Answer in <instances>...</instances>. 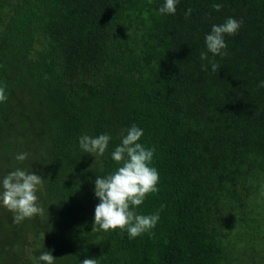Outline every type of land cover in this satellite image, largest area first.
Instances as JSON below:
<instances>
[{
  "label": "trees",
  "instance_id": "16d2710c",
  "mask_svg": "<svg viewBox=\"0 0 264 264\" xmlns=\"http://www.w3.org/2000/svg\"><path fill=\"white\" fill-rule=\"evenodd\" d=\"M165 2L0 0V181L44 179L43 215L17 224L0 202V264H45L48 250L55 264H264V0L161 14ZM228 18L242 25L213 55L205 37ZM132 125L160 177L135 208L160 219L134 239L93 231L95 180L121 166L112 152ZM105 133L103 156L81 149Z\"/></svg>",
  "mask_w": 264,
  "mask_h": 264
},
{
  "label": "clouds",
  "instance_id": "9594fccd",
  "mask_svg": "<svg viewBox=\"0 0 264 264\" xmlns=\"http://www.w3.org/2000/svg\"><path fill=\"white\" fill-rule=\"evenodd\" d=\"M178 0H166L159 9L161 14H175ZM213 8L220 11L221 4H214ZM189 8L186 16L191 15ZM242 25V21L228 18L224 23L213 25L210 34L205 37L206 47L213 55L225 56L227 48L225 35H235ZM206 52H201V60H207ZM218 65L212 63V70L216 71ZM260 87H264V81ZM6 85L0 86V103L6 102ZM122 135V142L112 152V159L120 164L113 173L95 180V195L100 203L95 207L93 231L97 230H126L129 238L134 239L153 229L159 219V213L151 215L137 214L135 208L140 206L149 194L159 191V172L151 166L154 149L139 143L144 135L143 130L132 125ZM112 137L105 133L96 137L87 134L79 138L81 149L93 156H103ZM28 153L17 154L15 159L25 161ZM44 179L34 171L17 168L9 172L0 181V202L15 215L14 223L19 224L26 218L43 215L44 209L39 204L37 192ZM56 257L51 251H45L39 260L45 264H55ZM81 264H99L98 259H84Z\"/></svg>",
  "mask_w": 264,
  "mask_h": 264
}]
</instances>
